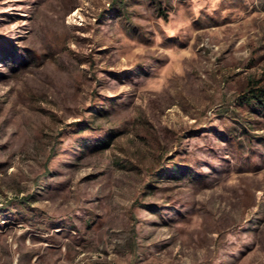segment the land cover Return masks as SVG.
<instances>
[{
  "label": "rangeland",
  "instance_id": "obj_1",
  "mask_svg": "<svg viewBox=\"0 0 264 264\" xmlns=\"http://www.w3.org/2000/svg\"><path fill=\"white\" fill-rule=\"evenodd\" d=\"M0 264H264V0H0Z\"/></svg>",
  "mask_w": 264,
  "mask_h": 264
},
{
  "label": "trees",
  "instance_id": "obj_2",
  "mask_svg": "<svg viewBox=\"0 0 264 264\" xmlns=\"http://www.w3.org/2000/svg\"><path fill=\"white\" fill-rule=\"evenodd\" d=\"M253 96H254V97H258V95H257V94H253Z\"/></svg>",
  "mask_w": 264,
  "mask_h": 264
}]
</instances>
